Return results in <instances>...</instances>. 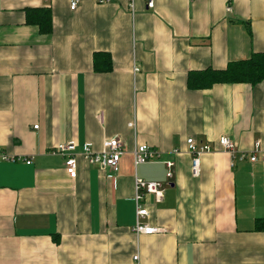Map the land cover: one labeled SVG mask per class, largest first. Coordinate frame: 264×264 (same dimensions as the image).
Here are the masks:
<instances>
[{"label":"crops","instance_id":"0c3cea01","mask_svg":"<svg viewBox=\"0 0 264 264\" xmlns=\"http://www.w3.org/2000/svg\"><path fill=\"white\" fill-rule=\"evenodd\" d=\"M70 2L0 0V148L15 157L0 160V264H264L261 151L255 162L205 152L196 176L187 144L264 148V80L187 81L264 53V0ZM33 8L50 9V33L28 22ZM99 51L110 71L94 69ZM114 136L117 172L79 147L71 177L51 153L68 141L100 151ZM137 144L173 159V177L163 162L135 166ZM136 176L164 184L144 200L162 233L133 231Z\"/></svg>","mask_w":264,"mask_h":264},{"label":"built area","instance_id":"2783aa9c","mask_svg":"<svg viewBox=\"0 0 264 264\" xmlns=\"http://www.w3.org/2000/svg\"><path fill=\"white\" fill-rule=\"evenodd\" d=\"M79 1L80 0H71L70 7L76 9ZM154 5L155 0H147L148 8H153ZM227 9L230 10L231 6H228ZM138 70V68H135V71ZM35 127L37 128L38 126ZM187 144L188 150L192 155V172L196 176L200 174V159L201 155L205 152L224 151L229 153L235 160L243 161L249 158L250 161L255 162L258 160L256 152L261 151V158L264 161V148L261 141H256L254 150L250 154L238 151L236 144L228 136H221L215 144H197L195 139L190 137L187 139ZM79 147H81L83 155L90 163L99 164L104 167L107 166L113 172L118 171L124 145L122 140L116 136L105 139L100 151L94 150L90 143H84L83 145H80L76 141L58 143L53 147L51 153L65 156V169L71 177H75L77 174L78 160L76 157V150ZM132 154L135 166L150 162H163L167 167V178L171 179L173 177L175 161L173 159H163L162 154L149 145H135ZM0 160L13 161L15 160V157L10 156L0 148ZM26 162L30 164L31 160H27ZM135 190L136 223L133 227V231L138 235L162 233L164 230L162 227L151 225L146 221V218L149 217L150 213L147 206L144 204V200L147 194H154L156 199L160 201L164 193V184L159 181H146L136 176ZM134 259L137 260L138 255H135Z\"/></svg>","mask_w":264,"mask_h":264},{"label":"trees","instance_id":"16d2710c","mask_svg":"<svg viewBox=\"0 0 264 264\" xmlns=\"http://www.w3.org/2000/svg\"><path fill=\"white\" fill-rule=\"evenodd\" d=\"M39 10V9H38ZM27 10L29 23L40 26L41 32L52 31V16L49 8L40 11ZM103 57V60H99ZM94 69L98 72L112 69L110 55L104 52L94 53ZM264 80V53L254 52L249 58L229 62L224 69L207 68L189 73L188 85L195 89L210 88L217 83H249L255 85Z\"/></svg>","mask_w":264,"mask_h":264}]
</instances>
